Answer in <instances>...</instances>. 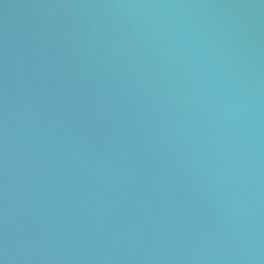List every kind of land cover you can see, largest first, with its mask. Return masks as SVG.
<instances>
[{
    "label": "water",
    "instance_id": "water-1",
    "mask_svg": "<svg viewBox=\"0 0 264 264\" xmlns=\"http://www.w3.org/2000/svg\"><path fill=\"white\" fill-rule=\"evenodd\" d=\"M0 264H264V0H0Z\"/></svg>",
    "mask_w": 264,
    "mask_h": 264
}]
</instances>
